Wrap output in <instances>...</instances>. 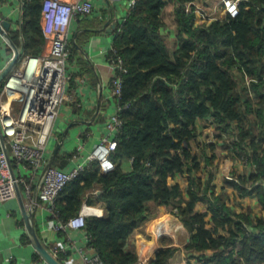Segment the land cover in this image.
Listing matches in <instances>:
<instances>
[{"label":"trees","instance_id":"obj_1","mask_svg":"<svg viewBox=\"0 0 264 264\" xmlns=\"http://www.w3.org/2000/svg\"><path fill=\"white\" fill-rule=\"evenodd\" d=\"M190 1L138 0L118 24L113 48L129 70L123 126L111 155L116 169L105 174L93 163L57 201L64 222L85 206L101 207L104 215L87 217L85 232L106 264L138 262L131 239L153 227L158 207L189 232L188 264H264V215L237 203L255 197L264 212V0H241L238 17L196 27L186 13ZM43 2L26 0L23 24L10 32L20 46L23 37L21 59L44 50ZM168 2L176 4L179 31L173 51L162 18ZM235 69L254 80L251 88ZM71 156L59 155L53 166L63 168ZM226 158L245 165L219 187ZM176 252L159 249L151 264H170ZM58 259L65 264L62 255Z\"/></svg>","mask_w":264,"mask_h":264},{"label":"built area","instance_id":"obj_2","mask_svg":"<svg viewBox=\"0 0 264 264\" xmlns=\"http://www.w3.org/2000/svg\"><path fill=\"white\" fill-rule=\"evenodd\" d=\"M137 1L130 0V9L136 6ZM201 2L194 0L186 4V13L194 16V27L219 19L236 18L241 12V0H225L224 16H218L215 10L208 11ZM93 12L94 4L91 0H44L41 26L45 50L37 56H24L5 80L0 93V127L6 142L5 149L0 139V204L18 197L20 190L31 202L30 208L34 209V186L40 185L38 203L45 204L50 212L48 228L45 230L49 235L64 233L69 229L85 231L87 216L83 211L67 222L60 219L57 201L67 185L95 162L100 163L105 174L116 169L111 155L118 147V135L123 126L120 113L126 107L123 103L124 74L129 69L116 49L112 47L106 54L104 49L99 48L94 54L105 57L110 68L111 95L106 99L116 100L115 111L105 125H97L93 133L88 134V138L93 141L88 154H72L70 161L74 162V167L71 170L52 166L41 180L46 153L54 142V128L60 107L67 97L66 89L70 81L67 74V64L71 57L70 26L73 21L90 16ZM235 71L244 77L247 87L251 88L254 80L245 71ZM243 162L232 158L223 160L221 170L224 178L232 179L235 170H242L245 165ZM85 233L89 239L88 233ZM50 251L57 258L62 255L66 260L68 256L67 249L62 246H52ZM156 252L157 249L151 253L142 251L136 264H151ZM82 255L84 264H106L92 246H88L87 252ZM37 264L47 263L42 260Z\"/></svg>","mask_w":264,"mask_h":264},{"label":"crops","instance_id":"obj_3","mask_svg":"<svg viewBox=\"0 0 264 264\" xmlns=\"http://www.w3.org/2000/svg\"><path fill=\"white\" fill-rule=\"evenodd\" d=\"M67 1L73 2L76 0ZM200 1H202L201 3L204 4L208 11L212 12L215 10L218 16H224L225 0ZM91 2L94 4V12L90 16L80 19V22L79 20L73 21L70 26L71 57L67 64V74L70 76V81L66 89L67 97L60 107L59 116L55 123L54 142L46 153L47 162L52 157L58 143H62V147L55 160L59 155L67 156L75 152L86 156L88 148L93 142L92 139L88 138V134H92L97 125H105L110 115L115 111L116 100L114 98L106 99V97L111 95L109 85L110 68L105 57L96 56L94 53L99 48L104 49L106 54L110 52L114 45L115 31L118 24L122 22V19L130 11V0H91ZM25 3L26 0H0V21L11 23V27L8 30L11 39L12 35L10 32L13 31L12 33L15 34L23 24ZM175 8L176 4L174 2H168L162 18L168 26L166 33L178 35ZM170 26L174 28V31L171 30ZM85 32H89V35H83L81 39V34ZM12 41L21 48L22 56L23 37L21 36L19 39L21 46L13 39ZM77 42L82 47L79 46L78 50L75 51L73 50V44ZM8 47L12 49V53H10ZM13 51L9 42L0 34V72L11 60ZM221 166L219 165L216 181L219 187H221L220 183L225 179ZM73 167L74 162L66 159V164L61 169L68 171ZM180 182L182 184L186 183L184 179H180ZM34 189L35 195H37V187ZM37 204L34 211V209L30 208L31 202L25 195L0 204V264H37L42 262V260L34 261L36 252L32 244L27 243L25 240V236H28V231L23 217V206L29 212L34 211L33 224L49 249L55 245L65 247L68 251L65 264H84L82 254L87 252L89 246L85 231L83 229H69L64 233H51L49 235V232H45V230L48 228L50 212L45 204L40 202ZM241 204H243L242 207L244 208L252 207L256 214L264 215V212L260 211L255 197L243 199ZM158 208L159 217L155 221V226L151 229L142 228L137 230L131 239V244L136 247L138 255L144 250L151 253L152 250L157 249L158 251L165 247L177 248V252L171 259L170 264H187L183 244H180L177 238L184 233H180L177 229H175L176 236L172 233L173 226L177 225V222L181 224L182 222L165 207ZM97 209H101V207H97ZM198 210L204 212L206 208L200 204L198 205ZM101 213L102 215L100 216L102 217L104 215L102 209ZM159 222H162L160 232L157 231ZM189 240L190 235L185 239L186 244Z\"/></svg>","mask_w":264,"mask_h":264},{"label":"water","instance_id":"obj_4","mask_svg":"<svg viewBox=\"0 0 264 264\" xmlns=\"http://www.w3.org/2000/svg\"><path fill=\"white\" fill-rule=\"evenodd\" d=\"M10 27H11L10 22H8V21L1 22L0 21V34L2 35V37H4L9 42V44L11 45V47L14 50L11 60L4 67V69L0 72V85L2 83H4L5 80L8 78V76L11 74V72L13 71L15 66L17 65V63L20 59V56H21V48H19L17 45H15V43L12 41V39L10 38V36L8 34V30L10 29ZM114 27H115V25H114ZM0 139H1V142L4 146V148L6 149V142H5V138L2 134L1 127H0ZM61 147H62V143H58V145L56 146V148L53 151L52 157L50 158V160L45 165L44 171L41 175V180L43 179V176L46 173V171L50 167L53 166L54 160H55L56 156L58 155V153L60 152ZM39 188H40V185L37 187V193L39 191ZM18 196L22 197L20 190H18ZM35 203L36 204H35L34 211H35L36 205L38 203L37 195H35ZM34 211L29 212L27 210V208L25 206H23V217L25 220L26 228L28 231V236H29V239L31 241L33 249L35 250V252L38 255L41 256L42 260H44L47 264H64L63 262H61L57 257H55L52 254L50 249L44 244L43 240L41 239L37 230L35 229V226L33 224V222H34L33 221Z\"/></svg>","mask_w":264,"mask_h":264},{"label":"rangeland","instance_id":"obj_5","mask_svg":"<svg viewBox=\"0 0 264 264\" xmlns=\"http://www.w3.org/2000/svg\"><path fill=\"white\" fill-rule=\"evenodd\" d=\"M170 14V13H169ZM169 21H171L170 19H169ZM170 28H171V30H173L174 31V28L172 27V26H170ZM166 36L169 38V45H170V49L173 51V50H175L176 49V47H177V45H178V41H177V39H176V35L175 34H173V33H166ZM222 185H224V182H221L220 183V186L222 187ZM221 192H222V190H221ZM240 201H237V203H239ZM242 203V201L240 202V204ZM97 209V208H96ZM92 209V208H90V207H84L83 208V213L87 216V217H89V216H91V215H98V216H100V215H102V213H101V209ZM161 223L162 222H159L158 223V227H157V231H159L160 230V227H161ZM153 226H155V222H154V224H153ZM177 226V227H176ZM182 226V227H181ZM174 228H172V233H173V235H175V234H177L176 233V230L175 229H177L180 233L181 232H183L184 234H180L177 238L179 239V241H180V244L182 243L183 245V247H185V245H186V241H185V239L189 236V233H188V231H187V229L185 228V226L184 225H182L181 223H179V222H177V225H175V226H173ZM176 236V235H175ZM179 244V245H180ZM181 246V245H180ZM185 253H186V251H185ZM185 260L187 261V263H188V259H187V254H185ZM180 263V262H179Z\"/></svg>","mask_w":264,"mask_h":264},{"label":"bare ground","instance_id":"obj_6","mask_svg":"<svg viewBox=\"0 0 264 264\" xmlns=\"http://www.w3.org/2000/svg\"><path fill=\"white\" fill-rule=\"evenodd\" d=\"M177 227V226H176ZM182 227V226H181Z\"/></svg>","mask_w":264,"mask_h":264},{"label":"clouds","instance_id":"obj_7","mask_svg":"<svg viewBox=\"0 0 264 264\" xmlns=\"http://www.w3.org/2000/svg\"><path fill=\"white\" fill-rule=\"evenodd\" d=\"M183 225V224H182Z\"/></svg>","mask_w":264,"mask_h":264}]
</instances>
